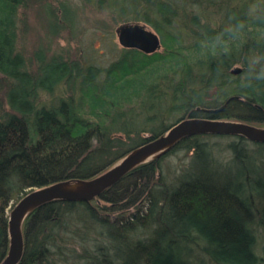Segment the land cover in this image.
I'll return each instance as SVG.
<instances>
[{
	"label": "trees",
	"instance_id": "1",
	"mask_svg": "<svg viewBox=\"0 0 264 264\" xmlns=\"http://www.w3.org/2000/svg\"><path fill=\"white\" fill-rule=\"evenodd\" d=\"M46 1L0 0V73L11 81L12 110L0 116V258L8 244L7 207L33 187L94 176L180 118L264 126V79H255L256 58L264 65V0H82L114 22L152 26L162 49L123 48L104 68L38 54L33 70L17 47L18 28L28 6ZM234 64L241 67L236 74ZM57 86L64 90L57 103L35 104L39 90ZM199 135L166 152L194 150L191 171L172 187L159 183L164 153L88 201L37 206L23 221L17 264H48L52 250L64 254L57 243L65 230L81 241L93 233L98 240L94 249L82 248L80 264H193V245L212 264H257L253 225L264 227V173L253 170L255 157L240 144L245 138L230 143L232 163L223 167ZM235 164L241 169L232 173Z\"/></svg>",
	"mask_w": 264,
	"mask_h": 264
},
{
	"label": "rangeland",
	"instance_id": "2",
	"mask_svg": "<svg viewBox=\"0 0 264 264\" xmlns=\"http://www.w3.org/2000/svg\"><path fill=\"white\" fill-rule=\"evenodd\" d=\"M46 2L33 3L28 6L23 12L25 22H20L18 28L17 47L26 58L30 59L33 70L36 67L38 54L46 56L59 54L65 58L79 59L84 64H93L102 68L107 67L119 56L124 47L118 42L115 27L122 22H114L106 11L84 3L82 0H47ZM49 9L55 12L56 18H52L48 12ZM64 12L67 13L65 19L63 18ZM208 16L212 17L214 21L219 19L217 14L209 13ZM139 22L146 24L142 21ZM146 26L157 33L152 26L148 24ZM161 49L162 42L159 50ZM238 66L240 67V65L234 64L232 68ZM10 82V79L0 73L1 117L12 111L7 101V89ZM62 95H64L62 86H57L53 92L39 90L35 104L57 103L59 96ZM180 114L179 112L170 114L168 120L175 119ZM137 124H140V121ZM237 140V136L230 134H200L198 136V141L223 167L232 163L233 150L230 143L237 142ZM240 144L248 154L255 157V163L259 164L260 167H255L256 164L253 163L255 173L263 175L264 143L245 140ZM193 154V149L179 146L163 155L158 163L159 183L172 187L185 178L192 169ZM199 160H195L194 167H197ZM239 168L241 169V165L235 164L231 172L233 173ZM10 209L8 206V213ZM71 225L76 229L80 228L77 222L72 221ZM253 227L256 235V252L259 255L257 264H264V227L257 223ZM59 233L61 240H58L57 245L61 246L64 254L60 256L52 250L53 254L49 257L48 264H80L82 260L79 255L82 253V248L94 249L95 242L98 241L94 233L88 234V239L85 241H81L79 236H72L67 230ZM190 252L189 260L193 264H212L198 245H193Z\"/></svg>",
	"mask_w": 264,
	"mask_h": 264
},
{
	"label": "water",
	"instance_id": "3",
	"mask_svg": "<svg viewBox=\"0 0 264 264\" xmlns=\"http://www.w3.org/2000/svg\"><path fill=\"white\" fill-rule=\"evenodd\" d=\"M119 44L144 53H153L161 48L158 33L139 21H125L115 27ZM241 67L230 69L238 73ZM223 105L220 107L222 108ZM219 108V109H220ZM212 111L214 109H204ZM196 134H230L246 140L264 143V126L246 121L184 117L170 125L155 138L130 149L106 169L89 178L57 180L33 187L22 195L8 213V244L0 264H17L24 251L22 224L25 217L37 206L50 200L88 201L118 181L130 169L140 163L166 153L180 139Z\"/></svg>",
	"mask_w": 264,
	"mask_h": 264
},
{
	"label": "clouds",
	"instance_id": "4",
	"mask_svg": "<svg viewBox=\"0 0 264 264\" xmlns=\"http://www.w3.org/2000/svg\"><path fill=\"white\" fill-rule=\"evenodd\" d=\"M260 61H261V58H259V57H257L255 60V65L259 66V69H260L259 75L255 76V79H257V80L264 79V65H261Z\"/></svg>",
	"mask_w": 264,
	"mask_h": 264
},
{
	"label": "bare ground",
	"instance_id": "5",
	"mask_svg": "<svg viewBox=\"0 0 264 264\" xmlns=\"http://www.w3.org/2000/svg\"><path fill=\"white\" fill-rule=\"evenodd\" d=\"M236 74V73H235ZM224 105V104H223ZM204 110V109H203ZM181 119V118H180ZM179 120V119H178Z\"/></svg>",
	"mask_w": 264,
	"mask_h": 264
}]
</instances>
